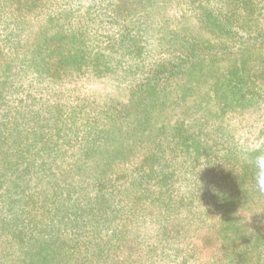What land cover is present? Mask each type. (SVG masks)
I'll list each match as a JSON object with an SVG mask.
<instances>
[{
  "label": "trees",
  "instance_id": "obj_1",
  "mask_svg": "<svg viewBox=\"0 0 264 264\" xmlns=\"http://www.w3.org/2000/svg\"><path fill=\"white\" fill-rule=\"evenodd\" d=\"M260 158L264 0H0V264H264Z\"/></svg>",
  "mask_w": 264,
  "mask_h": 264
},
{
  "label": "rangeland",
  "instance_id": "obj_2",
  "mask_svg": "<svg viewBox=\"0 0 264 264\" xmlns=\"http://www.w3.org/2000/svg\"><path fill=\"white\" fill-rule=\"evenodd\" d=\"M167 12L169 14H171L172 12H176L175 14H179L180 12L182 13L183 10H181V8H177L176 6L171 4H168V9ZM187 16V20H177L178 25L182 26V24H186L185 26H187L189 24V22L192 21L191 18L189 17V14L186 13ZM83 86L89 88V89H93L95 91H97L98 93H100L102 96H108L109 97H114V98H119V99H124L126 98V94H127V90L125 88L124 85L108 79V78H104V79H86L82 82Z\"/></svg>",
  "mask_w": 264,
  "mask_h": 264
},
{
  "label": "clouds",
  "instance_id": "obj_3",
  "mask_svg": "<svg viewBox=\"0 0 264 264\" xmlns=\"http://www.w3.org/2000/svg\"><path fill=\"white\" fill-rule=\"evenodd\" d=\"M255 179L260 191H264V158H260L259 160V171Z\"/></svg>",
  "mask_w": 264,
  "mask_h": 264
}]
</instances>
